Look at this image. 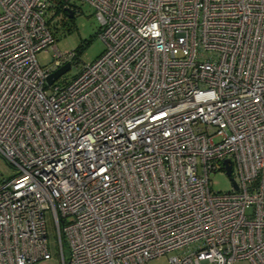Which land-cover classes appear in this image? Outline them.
Instances as JSON below:
<instances>
[{"label":"built area","instance_id":"1","mask_svg":"<svg viewBox=\"0 0 264 264\" xmlns=\"http://www.w3.org/2000/svg\"><path fill=\"white\" fill-rule=\"evenodd\" d=\"M70 1L0 0V264L51 258L46 210L60 264H264V0H79L104 49L48 84Z\"/></svg>","mask_w":264,"mask_h":264},{"label":"rangeland","instance_id":"2","mask_svg":"<svg viewBox=\"0 0 264 264\" xmlns=\"http://www.w3.org/2000/svg\"><path fill=\"white\" fill-rule=\"evenodd\" d=\"M75 13L68 18L59 15L54 9H50L46 15V20L50 22L53 33L56 37L57 48L63 53L71 50H78V64H73L71 68L62 74L67 80L74 77L83 63H88L98 57L104 49L103 40L97 32L100 28V21L95 15L94 9L86 2L79 0H71ZM40 66L51 64L52 53L49 49L41 50L36 53L35 58ZM15 169L9 166L3 158H0V178L12 176ZM211 184L209 185L213 191L225 192L232 189L230 177L223 171H217L210 176ZM50 210L45 211V224L47 232V241L51 258L43 261L41 264H60L61 256L59 253V244L57 240V229ZM65 257H68V252L65 250ZM167 253L157 258L148 260L146 264H170ZM202 264H212L205 262ZM236 264H250L248 261H240Z\"/></svg>","mask_w":264,"mask_h":264},{"label":"water","instance_id":"3","mask_svg":"<svg viewBox=\"0 0 264 264\" xmlns=\"http://www.w3.org/2000/svg\"><path fill=\"white\" fill-rule=\"evenodd\" d=\"M72 16H73V15H72V13L70 12V13H69V17H72ZM69 66H70V64H69V63H66V64L62 65L61 67H59L58 69H55V71H53L52 73H50V74L47 76L46 83H48V84L52 83V81H54V80L57 79L59 76H61L63 73H65V72L68 70ZM224 161H225V163H228V160H224ZM229 171H230V166L227 165V166H226V172H225V173H227V175H229V174H230ZM233 185H234V184H233ZM234 186L236 187V185H234Z\"/></svg>","mask_w":264,"mask_h":264},{"label":"trees","instance_id":"4","mask_svg":"<svg viewBox=\"0 0 264 264\" xmlns=\"http://www.w3.org/2000/svg\"><path fill=\"white\" fill-rule=\"evenodd\" d=\"M58 4V3H57ZM58 6V5H57ZM75 13V10H73V14ZM78 51V50H77ZM7 163V162H6Z\"/></svg>","mask_w":264,"mask_h":264}]
</instances>
